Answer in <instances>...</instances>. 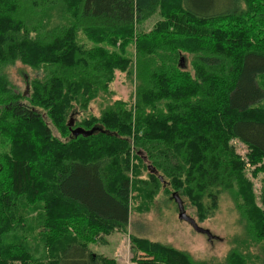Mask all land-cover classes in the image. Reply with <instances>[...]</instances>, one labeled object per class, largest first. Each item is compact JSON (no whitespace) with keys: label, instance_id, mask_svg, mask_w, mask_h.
Here are the masks:
<instances>
[{"label":"trees","instance_id":"trees-1","mask_svg":"<svg viewBox=\"0 0 264 264\" xmlns=\"http://www.w3.org/2000/svg\"><path fill=\"white\" fill-rule=\"evenodd\" d=\"M164 1L0 0V145L7 139L9 148H0V264H113L81 237L60 235L69 226L93 227L104 245V235L121 231L129 216V172L144 161L143 186L168 179L203 213L216 208L219 189L236 185L237 206L257 249L215 264H264V183L251 200L252 182L240 174L242 161L264 166V0ZM156 11L161 20L153 28L135 29ZM249 30L258 39L231 50ZM167 32L196 42L181 46ZM207 37L211 45L200 46ZM134 38V58L107 46ZM192 46L184 50L193 69L186 73L177 57ZM16 61L39 70L26 96L13 90L6 71ZM115 71L135 78L130 106L110 100ZM98 97L101 112L76 122ZM44 116L66 132L64 140L52 136ZM68 116L93 132L72 136ZM236 142L246 146L244 155ZM36 196L44 199L43 213L38 205L13 209ZM33 233L37 253L29 248ZM131 242L139 264H194L176 248L136 237Z\"/></svg>","mask_w":264,"mask_h":264},{"label":"rangeland","instance_id":"rangeland-1","mask_svg":"<svg viewBox=\"0 0 264 264\" xmlns=\"http://www.w3.org/2000/svg\"><path fill=\"white\" fill-rule=\"evenodd\" d=\"M163 3L168 4L169 1L165 0ZM160 20L161 17L156 11L148 17L147 20L141 24H137L135 29L149 31L154 27L155 23ZM254 32L255 30H249L244 42H238L236 47H233L231 50H243L247 47L246 39H258L257 34ZM250 33H252V35H250ZM180 36L167 32L166 38H168V40L178 41L181 46L182 44L192 45L196 42L191 38L193 41L184 43V40H178V37ZM79 39L84 42L86 46L92 45L90 41L85 39L84 34L81 32H79ZM181 39L182 37H180V40ZM198 44H200V46H206L211 45V42L207 37L203 40H199ZM95 46H97V44ZM107 46H109V50H127V55H130L131 57H133L131 53L134 54V50H136L135 38L130 43H128V40L124 43H122V41H117L114 46ZM110 47H113L114 49ZM193 47L194 46L179 49L181 51L177 57V65L179 64V59L184 57L185 62L183 61V64L186 65V68H184L185 70L183 71L186 73L187 71L192 73L193 69L191 66V55L184 50ZM6 71L10 78L13 90L18 94H23L27 82L33 76L37 75L39 70L16 61L12 65H9L6 68ZM134 79V77L131 79V77L124 72L115 71L113 80L108 84V92H110V96H108L110 97V100H124L129 103L130 106V102H132L135 93L136 81ZM262 85L264 87V82ZM17 100L19 103L27 104L23 97L21 98L19 96ZM103 101L104 99L101 97L91 100L83 112H79L74 116L76 122L81 121L83 117L89 115L97 116L98 113L101 112V108L105 105ZM262 103L264 104V101ZM262 103L260 105H262ZM69 118L70 117L68 116V120ZM42 120L48 123V126L51 128L52 136L62 140L65 139L62 138L65 137V131L63 133H58L46 116L42 117ZM29 136L32 137L33 134L30 133ZM37 139L38 137L36 136V140ZM7 143V139L1 143V151H7L9 149ZM235 147L241 155H244L247 152L246 146L238 142L235 143ZM260 166H263L261 161L257 162L256 159L253 161L251 158L248 161H242V166L240 167V174L245 179L247 185L249 181L252 182L253 191H251V200L254 195L258 196L259 186L264 183V166L261 169L259 168ZM148 171L147 163L144 161V163L140 165L137 173L132 174V172H129L132 189L128 205V222L121 231L117 230L104 235L107 241L106 244L101 245L96 240V237L99 236L100 233L93 227L91 228V232L88 230V227L81 228V231H74L69 226L67 227L68 231L60 236L64 239L71 240L72 234H69L71 232L81 237H77V239L81 240L90 251L98 254L100 257L112 261L113 264H139L134 260L130 249L133 245L131 242L132 237L157 242L181 250L189 256L194 264H200L202 262L212 264H215L216 262L223 263L226 262V258L230 253L237 252L245 254L250 251L256 252L257 248H253L251 243L253 234H249V231L245 226L244 216L240 212V208L237 206V203L241 202V198L237 195L236 185H233L232 188L219 189L216 208L203 213L197 210L194 203H192L184 194L183 190H174L169 185L168 179L162 178L157 182V185H153L151 188V185L149 184L150 186L148 189L143 186V180L147 178ZM37 185L38 184H36V187ZM38 190L43 194L46 193L44 188H39ZM174 191L177 192L182 199L186 214L192 217L199 226L208 229L210 233L216 235L217 239L209 241L205 234L195 232L187 222L178 219L177 206L171 198V193ZM24 196L25 195H22L19 198ZM40 201H44V199H41L38 196H36L30 204L28 201L25 202V200H20L14 205L13 209L16 211H26L30 205H38L37 209L39 212L43 213L44 211ZM13 209L10 206L12 212H14ZM52 214L54 213L52 212ZM56 215H58V213ZM37 233L36 239H34L35 233L30 234L31 236L29 235L28 237L30 243L29 248L35 253H37L36 251L39 249ZM227 263L229 264V261H227Z\"/></svg>","mask_w":264,"mask_h":264},{"label":"water","instance_id":"water-1","mask_svg":"<svg viewBox=\"0 0 264 264\" xmlns=\"http://www.w3.org/2000/svg\"><path fill=\"white\" fill-rule=\"evenodd\" d=\"M179 63H180V66L183 67L184 64H183L182 57L179 59ZM27 90H28V86L26 85L25 91H24L25 96L28 95ZM67 125H68V128H69L72 136H78V135L87 136V135L91 134L94 130V127L91 129H84L80 126H74V119L72 116H70V118L67 122ZM171 198L176 203L177 217L179 220L187 222L195 232L205 234L209 241H211L213 239H217L216 235H213L212 233H210V231L208 229L199 226L192 217H190L188 214H186L184 206H183V201L177 192H172Z\"/></svg>","mask_w":264,"mask_h":264}]
</instances>
